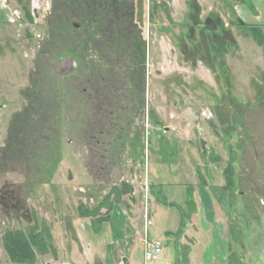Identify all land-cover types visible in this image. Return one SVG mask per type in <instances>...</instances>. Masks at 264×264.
<instances>
[{"label": "rangeland", "instance_id": "rangeland-1", "mask_svg": "<svg viewBox=\"0 0 264 264\" xmlns=\"http://www.w3.org/2000/svg\"><path fill=\"white\" fill-rule=\"evenodd\" d=\"M239 1L0 0V264H12L2 233L32 217L56 252L37 264H129L130 223L146 216L141 237L165 241L189 210L188 187L199 216L223 212L243 263L264 264V49L233 22L264 21V1L263 18ZM212 13L226 33L205 39ZM127 29L135 41L119 46ZM121 183L109 223L128 215L129 235L92 254L77 205ZM133 249L142 260L139 241Z\"/></svg>", "mask_w": 264, "mask_h": 264}, {"label": "crops", "instance_id": "crops-1", "mask_svg": "<svg viewBox=\"0 0 264 264\" xmlns=\"http://www.w3.org/2000/svg\"><path fill=\"white\" fill-rule=\"evenodd\" d=\"M253 8H248L247 4L241 3L240 7H245L247 10V13L250 17H260L263 18L262 14L259 13L258 7L254 5V3H257L258 1H264V0H249ZM247 7V8H246ZM242 9V8H241ZM251 24H257V25H264V21L261 20L260 23H255V21H251ZM254 22V23H253ZM159 174H157L158 176ZM150 181L155 185H160V190L162 189L163 184L160 182H157L156 174L149 175ZM221 191L223 190V185L220 183L219 185H216ZM225 193V191H222ZM187 193L192 195V205L188 206L189 210L186 214V217L183 216L181 218V223L175 234L173 231H166L165 234V241H160L162 246V256L158 259L155 264H227L228 261V254L230 252L231 246L229 244L228 238L226 237V230H227V219L225 218L223 212L221 214L217 213L216 210V216H214V219H209L207 217L199 216L200 214V208L197 201V198H195V193L192 192L191 188H187ZM213 209L215 206H217L216 202L213 201ZM155 203L154 205H156ZM153 205V206H154ZM153 206H150L149 208H152ZM203 213V210H202ZM112 215V213H111ZM188 215V216H187ZM126 221V223H122L119 221L115 225H111L112 223H109V220L107 222H103L101 224L100 230L98 233H94L88 224L86 227H84V233L85 237L90 240V243L92 245L91 252H94L97 250V247L99 243L103 244V241L105 243V248L108 244L112 242H116L114 240L113 236L117 235L120 239L126 238L129 234V228H128V215H123ZM127 217V218H126ZM146 217V216H145ZM145 217H141L140 221H135L130 223V226L134 227L133 234L134 236L131 238L133 241L132 245H129L127 248V254L126 259L127 263L129 264H151V262H148L144 259L143 253H142V260H138L135 258L133 254V248L135 242L139 241V246L141 248V252L143 251V240L147 236L144 235L141 237L140 229L144 228L145 226ZM81 219V217H80ZM142 220L143 223H142ZM109 223V224H108ZM143 224V225H142ZM140 225L139 228L137 226ZM142 230V229H141ZM80 233V232H79ZM137 233H139L137 235ZM143 233V231H142ZM82 236L83 234L80 233ZM106 234V235H105ZM174 234V238L171 239L169 237ZM131 237V235L129 236ZM111 238V239H110ZM85 240V239H84ZM124 240V239H123ZM138 240V241H137ZM240 241H242L240 239ZM94 247V248H93ZM167 250V251H166ZM240 251H235V255L238 257V263L237 264H244L241 259ZM240 258V260H239ZM154 264V262L152 263Z\"/></svg>", "mask_w": 264, "mask_h": 264}, {"label": "trees", "instance_id": "trees-1", "mask_svg": "<svg viewBox=\"0 0 264 264\" xmlns=\"http://www.w3.org/2000/svg\"><path fill=\"white\" fill-rule=\"evenodd\" d=\"M239 2L247 4L248 8H251V9L253 8L252 4L249 3V1L247 0H240ZM192 13L193 11H191V14ZM126 20H128V23H132L131 18H127ZM233 22L235 23V26L247 30V32L250 34L253 41L258 46H261L264 49V32H263L264 25L246 24L245 22H243V20H241L240 18L236 16L234 17ZM206 23L208 24V26H211V27L209 28L202 27L203 29L200 31V33L204 35L203 37L205 39H208V37H210L209 39H213L214 36L220 37L218 34L225 35L226 30L222 28V24L218 21L217 15L213 13L209 14L207 16ZM125 31L123 33V36L121 37L122 40L120 39V41H117V42H120L119 46H121L120 45L121 42H124V41L125 42L135 41L134 40V37L136 36L135 30L133 29L130 32L127 29ZM85 33L91 34V31L89 30L88 32H85ZM205 33H208V34H205ZM86 34L80 40L81 41L80 43H82L83 45L85 44L87 40ZM94 35H95L94 38H96V45L98 42H102L103 45H107L106 42L103 40L101 33H99L98 30H96ZM124 35L126 36V38L124 37ZM125 82L126 81H124V84ZM152 123L154 125L161 124L159 121H156V120H153ZM229 171H230L229 167L225 168L224 170V173L226 175V180H227L226 186L223 187L225 192H226V189H229V187H231V184H232ZM157 186L160 187V185H157ZM128 187L130 186L125 183H121V185L119 186L113 185L95 206H88L84 203H79L76 208L77 216L81 218L83 217L88 218L90 220L92 231L94 233H98L100 230L101 224L109 220L113 204H116V203L122 204L121 198L127 192L126 188ZM150 188H151V185H150ZM192 202H193L192 195L190 194L188 196L186 205L190 206L192 205ZM181 218H183V216H181ZM113 238L114 240L120 239L119 236L117 235H114ZM1 241H2V246L8 256V259L12 264H37L36 261H37L38 255H45L47 253L51 254L52 256L56 255V252L53 249V245L51 242L52 240L49 234V228L47 227V223L44 220H38V219L35 220L34 217H32V223L31 222L27 223L23 228L6 229L1 235ZM113 245H114V242L107 245L106 253H108V250L112 248ZM238 262H239L238 257L235 255V252L230 250L228 254L227 264H237Z\"/></svg>", "mask_w": 264, "mask_h": 264}, {"label": "built area", "instance_id": "built-area-1", "mask_svg": "<svg viewBox=\"0 0 264 264\" xmlns=\"http://www.w3.org/2000/svg\"><path fill=\"white\" fill-rule=\"evenodd\" d=\"M162 251L161 243L158 240L148 239L147 237L143 240V256L145 260L157 257Z\"/></svg>", "mask_w": 264, "mask_h": 264}]
</instances>
